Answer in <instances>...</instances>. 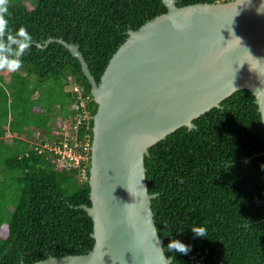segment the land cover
<instances>
[{
  "label": "trees",
  "instance_id": "obj_1",
  "mask_svg": "<svg viewBox=\"0 0 264 264\" xmlns=\"http://www.w3.org/2000/svg\"><path fill=\"white\" fill-rule=\"evenodd\" d=\"M217 1L229 0L177 4ZM167 11L163 0H37L31 9L9 0V29L25 27L33 42L17 72L0 71V264L88 253L95 244L94 220L83 208L92 205V150L82 179L79 169L57 166L54 153L41 147L60 136L62 122L77 120L71 77L92 98L90 146L98 105L79 58L57 40L38 44L50 38L78 44L100 82L129 31ZM194 123L146 156L166 254L172 264H264V124L256 96L240 89ZM30 127L40 141L31 142ZM87 139L82 124L79 140ZM194 226L205 227L207 236L194 234ZM173 239L190 250L167 251Z\"/></svg>",
  "mask_w": 264,
  "mask_h": 264
},
{
  "label": "water",
  "instance_id": "obj_2",
  "mask_svg": "<svg viewBox=\"0 0 264 264\" xmlns=\"http://www.w3.org/2000/svg\"><path fill=\"white\" fill-rule=\"evenodd\" d=\"M131 29L100 82L75 43L98 108L90 168L95 244L83 254L32 264H172L147 181L150 148L240 89L256 96L264 124V0L179 6ZM156 233V235H155ZM22 264H26L22 262Z\"/></svg>",
  "mask_w": 264,
  "mask_h": 264
},
{
  "label": "built area",
  "instance_id": "obj_3",
  "mask_svg": "<svg viewBox=\"0 0 264 264\" xmlns=\"http://www.w3.org/2000/svg\"><path fill=\"white\" fill-rule=\"evenodd\" d=\"M70 83L72 84V91L77 94L80 100L78 104L73 105L77 109V120L72 124L68 121L62 122L57 132L60 136H57L54 141L44 143L41 148L54 153V161L60 163L59 167L79 169L82 179H85L87 176L86 163L89 160L91 149L89 136L91 115L87 109V102L92 98L84 93L82 87L75 82L73 77H71ZM82 124L88 137L85 142L79 140Z\"/></svg>",
  "mask_w": 264,
  "mask_h": 264
},
{
  "label": "clouds",
  "instance_id": "obj_4",
  "mask_svg": "<svg viewBox=\"0 0 264 264\" xmlns=\"http://www.w3.org/2000/svg\"><path fill=\"white\" fill-rule=\"evenodd\" d=\"M9 15V0H0V71L14 73L22 67L21 57L29 49L33 37L23 26L15 31L10 30L7 18ZM192 231L199 237L207 236V229L203 226H194ZM189 250V246L178 239L170 240L167 245L169 252L175 251L186 254Z\"/></svg>",
  "mask_w": 264,
  "mask_h": 264
},
{
  "label": "rangeland",
  "instance_id": "obj_5",
  "mask_svg": "<svg viewBox=\"0 0 264 264\" xmlns=\"http://www.w3.org/2000/svg\"><path fill=\"white\" fill-rule=\"evenodd\" d=\"M23 2L31 9V8H34L35 6H36V4H37V0H23ZM10 73H8L7 74V76H6V79H7V81L8 80H10ZM67 89L68 90H71V86H69V87H67ZM60 121H58L57 122V124L59 123ZM32 130H34V129H32ZM57 132H58V130L55 132L56 134H57ZM53 134H54V132H53ZM36 136V135H35ZM38 136V135H37ZM43 137H45V138H47V135H43ZM42 137V138H43ZM57 137V136H56ZM55 137V138H56ZM54 138V139H55ZM7 140H9L8 142H11V137L9 136L8 137V139ZM38 141H40L39 139H36V137L35 138H33L32 140H31V142H33V143H36V142H38ZM57 166H60V163H58L57 162Z\"/></svg>",
  "mask_w": 264,
  "mask_h": 264
},
{
  "label": "crops",
  "instance_id": "obj_6",
  "mask_svg": "<svg viewBox=\"0 0 264 264\" xmlns=\"http://www.w3.org/2000/svg\"><path fill=\"white\" fill-rule=\"evenodd\" d=\"M6 80H7V79H6ZM67 90H68V89H67ZM52 114H54V113H52ZM59 119H61V117H60ZM30 128H31V131H33L32 136H33V138H34V135L37 136L39 131L32 130V127H30ZM34 132H35V133H34ZM8 136H11V134H9ZM33 138H31V140H32Z\"/></svg>",
  "mask_w": 264,
  "mask_h": 264
}]
</instances>
